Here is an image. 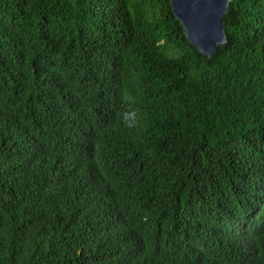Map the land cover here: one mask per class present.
<instances>
[{
	"label": "trees",
	"instance_id": "16d2710c",
	"mask_svg": "<svg viewBox=\"0 0 264 264\" xmlns=\"http://www.w3.org/2000/svg\"><path fill=\"white\" fill-rule=\"evenodd\" d=\"M224 22L207 60L168 0H0V264H264V0Z\"/></svg>",
	"mask_w": 264,
	"mask_h": 264
},
{
	"label": "water",
	"instance_id": "95a60500",
	"mask_svg": "<svg viewBox=\"0 0 264 264\" xmlns=\"http://www.w3.org/2000/svg\"><path fill=\"white\" fill-rule=\"evenodd\" d=\"M189 46L207 60L227 43L224 16L233 0H168Z\"/></svg>",
	"mask_w": 264,
	"mask_h": 264
},
{
	"label": "clouds",
	"instance_id": "9594fccd",
	"mask_svg": "<svg viewBox=\"0 0 264 264\" xmlns=\"http://www.w3.org/2000/svg\"><path fill=\"white\" fill-rule=\"evenodd\" d=\"M121 108L117 112L118 125L123 128L132 130L141 126L142 123V113L141 109L136 106L135 98L131 93L122 89L120 93Z\"/></svg>",
	"mask_w": 264,
	"mask_h": 264
}]
</instances>
